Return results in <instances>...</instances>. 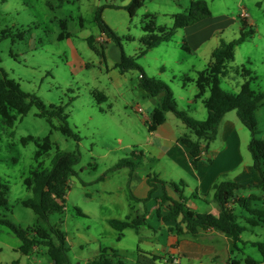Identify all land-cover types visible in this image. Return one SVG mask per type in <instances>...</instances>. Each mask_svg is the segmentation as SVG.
Listing matches in <instances>:
<instances>
[{"label": "rangeland", "instance_id": "obj_1", "mask_svg": "<svg viewBox=\"0 0 264 264\" xmlns=\"http://www.w3.org/2000/svg\"><path fill=\"white\" fill-rule=\"evenodd\" d=\"M214 4L229 10H236L240 6L239 0H215V3H211L215 8ZM80 6L84 16L81 19L83 27L79 22ZM247 14L249 21L257 20L253 26L255 34L236 47L235 58L229 64V76L222 79L221 86L227 90H236L237 85L241 86L246 80L255 78L251 81V87L264 91V3L262 8L248 9ZM94 15L88 2L82 5L80 2H66L59 6L58 0H0L1 66L25 91L38 95L47 104L63 106L70 127L81 137V141L77 142L60 130L52 129L44 117L37 115L38 109L35 106L24 116L12 111L16 116L12 127L0 115V177L9 188L8 206L0 208V217L22 228L37 223L48 228L49 224L60 223L67 233L71 264H87L99 254L100 247L116 249L124 255L126 264H137L138 235L128 230L118 240L119 233L104 219L103 204L108 198L107 192L114 196L125 195L122 187L130 169L109 168L116 162L113 161L115 158H118L117 162L124 158L136 162L134 154L143 148L140 143L145 127L142 119L144 114L147 116L151 113V110L146 111L148 98L143 95H149L139 85L138 70L120 76L115 70L109 73L106 64L100 62L101 55L87 41L88 36L96 35L98 30ZM63 19H67L66 30L61 24ZM130 29V34L138 38L141 31L138 17L133 18ZM63 32L66 36L70 33V36L59 38ZM116 32L122 35L121 31ZM236 34L235 37L228 33L226 41L238 38L240 33ZM103 43L105 41L101 37L96 41L99 52L105 50L111 53V47H116L118 51L120 49L113 41L109 47L101 46ZM140 46L139 40L123 41L128 55H135ZM156 53L157 50L137 58L149 76H160L156 68L152 67V57ZM244 69L251 74H245ZM113 80H118V84ZM176 85H172V90L178 108L188 111L187 103L180 96L185 90ZM95 89L108 95V101L99 102L92 94ZM139 108L144 111H139ZM257 118L258 137L264 140V105L257 110ZM59 123L55 120L56 125ZM28 135L40 138L50 136L54 148L41 158H36L37 143L22 142V138ZM57 147L62 151L78 150L81 160L75 165L77 174L69 179L65 211L51 214L49 221L44 223L33 209L21 202L32 197L24 180L31 170L40 165L51 168ZM245 154L252 158L249 149H245ZM104 175H110L109 180L101 183ZM255 191L264 196V187ZM125 192L127 196L129 190L126 188ZM198 204L200 212H203L206 204ZM255 204V207L264 208V201H256ZM77 208L86 215L78 214ZM236 213L239 222L247 224L246 220L251 214L240 206H237ZM253 228L254 232L247 230L243 233V239L252 238L264 242V225ZM20 245L21 240L12 228L0 223V264H54L46 247H36L31 254L26 255L20 251ZM239 247L242 252H235L238 264L243 263L240 258L244 260L247 256L264 263V257L256 246H244L240 242Z\"/></svg>", "mask_w": 264, "mask_h": 264}, {"label": "trees", "instance_id": "obj_2", "mask_svg": "<svg viewBox=\"0 0 264 264\" xmlns=\"http://www.w3.org/2000/svg\"><path fill=\"white\" fill-rule=\"evenodd\" d=\"M72 0H58L59 6ZM146 0H130V2L121 6L113 3H105L101 5L95 12L94 21L99 30L110 41H113L121 48V60L116 64L122 73L132 70L140 72L139 85L151 96L160 97V105L153 111L152 122L149 124V130H155L159 125L167 119V113L173 112L180 118L189 128L190 133L181 136L182 142L190 148L193 155V166L197 167L204 147L201 140L206 141L205 149L209 148L210 143L216 140L219 132L220 124L224 116L235 110L240 120L246 125L251 132V141L249 150L252 154L254 167L261 173L262 180L254 185H242L232 180H222L214 185V196L221 207L220 215L216 216L208 212H195L189 209L185 204L183 195L182 182L165 181L160 179L156 174L149 177L148 182L151 187L149 194L139 201H147L152 198L153 193L157 189L158 184L166 185L167 183L175 186L178 190L180 200L176 201L167 195V192L161 196V203H169V213L162 216L165 220H176L177 225L172 228V232L177 235L191 234L196 236L202 229H214L223 232L229 237L234 246L242 241V234L247 227L238 221L236 213L237 206L244 208L251 214L248 223L252 226L264 225V208L255 207L256 201L261 200L256 195L248 197H237V191L242 188H263L264 187V140L258 137L259 121L257 118V110L264 105V91H256L251 87V80H246L240 87L239 92L227 90L221 86L222 79L230 72L229 64L235 58L236 47L255 34V29L241 18L242 30L238 38L232 41L222 40L211 55V61L208 66L197 71L195 78L183 75L181 78L184 85L195 82L198 87L196 97H202L206 92L209 96L204 99V105L208 111L205 120L196 119L188 114L187 111L179 109L173 90L168 83L156 76H149L144 68L137 62L138 57L147 54L151 49L162 43L172 39L176 30L196 24L204 19L212 16L209 3L206 0H192L186 11L178 12L173 15L174 24L171 27L158 25L155 16L145 14L141 20L144 35L140 38L141 47L136 55H128L123 50L124 40H134L132 36L119 35L103 18V10L107 7L125 8L131 16H135L137 11L145 4ZM64 30L67 29V21L61 20ZM70 36V33H67ZM65 33H61L59 38H65ZM90 47L98 54L103 55V51L99 52L96 46L94 36L87 38ZM183 47L187 50L190 48L184 43ZM2 59L0 57V115L9 125L15 124L16 116L11 112L15 111L20 116L26 115L33 106L37 107V115L44 117L51 125L52 129L60 130L64 135L81 141L80 135L75 132L68 123V114L61 105L51 103L47 104L38 95L25 91L19 82L9 77L6 70L1 66ZM163 70V68H162ZM244 73L250 75L249 70L244 69ZM92 94L99 102L108 101V96L100 91L93 90ZM58 120L59 125L55 124ZM194 134L197 139H193ZM29 141H35L38 145L36 158L49 153L54 147L50 136L43 138L28 135L22 138L24 144ZM81 160V153L77 151H62L57 147V152L52 161L51 168L39 166L31 170L28 177L25 178L24 184L28 190H31L32 197L22 200V204L34 210L41 222H48L49 217L53 213H63L65 211V201L69 190L70 176L76 175L75 165ZM130 162L123 159L113 165L110 170H116L128 165ZM8 186L2 182L0 177V208L8 206ZM135 198L133 194L130 195ZM80 215H86L81 209L77 208ZM111 219L110 225L116 230L122 232L128 227L138 228L136 221ZM0 223H4L12 228L16 236L21 240L19 247L23 254H31L36 247L44 246L47 253L53 260L54 264H71L69 256V247L67 245V233L61 228L60 223L49 224L45 227L39 223L32 227L22 228L17 226L11 220L0 217ZM264 257V242H254ZM124 255L118 250L110 247H100L99 254L87 264H126ZM137 264H176L173 257L165 258L161 255L154 254L142 249H138ZM231 264H238L235 260ZM246 264H262L254 258L248 257ZM264 264V263H263Z\"/></svg>", "mask_w": 264, "mask_h": 264}, {"label": "crops", "instance_id": "obj_3", "mask_svg": "<svg viewBox=\"0 0 264 264\" xmlns=\"http://www.w3.org/2000/svg\"><path fill=\"white\" fill-rule=\"evenodd\" d=\"M191 1L146 0L135 16H131L125 8L107 7L103 10V18L115 31H121L120 34L122 36L130 35L134 41L139 40L140 42V38L144 35L142 26L141 31L138 33V38L130 34V26L133 23L134 17H138L141 23L142 17L145 14H152L155 16L158 25L171 27L174 24L173 15L188 10ZM206 1L215 3V0ZM70 2H80L81 5L84 2H88L90 3L91 10L95 13L105 3L125 6L130 0H72ZM211 3L209 2L212 13L210 18L176 30L174 39L172 38L170 41L162 43L149 51L154 52L157 50L156 55L152 57V67L156 68V71L160 74V76L156 77L166 81L171 89L179 82L176 86L185 90L180 96L187 103L189 109L187 111V109L182 108V110L187 111L192 117L200 120H204L208 116L204 99L209 96V92L198 98L196 95L199 90L195 82L184 85L181 78L183 75L195 78L197 71L205 69L211 61L213 50L220 45L222 40H226L229 37L228 33L236 37V33H240L242 30V12L244 10L247 12L252 7L262 8L264 0H239L240 6L236 10H229V8H224V6L221 9L222 6L216 4H214V8L211 6ZM221 4L224 5L223 2ZM79 11V22L83 27L81 19L84 16L81 12V6ZM63 20L67 21V19ZM246 20L252 27L257 21L256 19L252 21ZM90 36H94L95 41H98L100 37L104 39L105 43L101 46H108L111 43L99 28L96 35ZM184 43L187 44L190 50L184 49ZM177 48L181 51L179 52ZM124 49L125 47H123ZM111 50V53L103 50L100 62L106 64L109 73L115 70L120 76L129 74L130 71L122 73L116 68V64L121 60V48L118 51L116 47H111ZM124 51L126 52V50ZM137 52H135V55ZM113 82L118 84V80L116 82L113 80ZM237 87L236 90L231 91L239 92L241 86L237 85ZM143 97L148 98L146 111L149 112L151 110V113L147 116L144 114L142 119L145 124V127H143L144 137L140 140L143 148L135 152L136 162L132 161V163L122 167L130 169L127 181L122 187L125 195L114 196L112 193H106L108 198L103 204L105 206V221L109 225L111 219L126 220L130 218L129 221H136L138 224L137 229L128 227L122 232L110 226L119 233L118 240H121L126 231L133 230L139 237L137 252L138 249H142L165 258L173 257L176 264H182L183 261L186 264H231L233 260H238L235 252L241 251L239 247L240 242L237 247L234 246L232 240L223 232L214 229H202L196 236H192L191 234L177 235L172 232L171 229L177 225V221L165 220L162 217L166 216L170 210L169 203H161L160 198L164 192H167V195L172 199L181 201L175 186L169 183L166 185L159 183L152 198L147 201H139L138 199H144L148 196L151 189L148 179L150 176L156 174L160 179L167 182L183 183L181 189H183L185 204L189 209L200 212L198 203H202L206 204L203 212L212 213L216 216L220 215L221 207L214 196V185L217 182L232 180L248 186L257 184L262 180L261 173L254 167L253 158L245 154V149H249L251 141L250 130L240 120L237 112H228L220 124L216 140L210 143L208 149H205L206 141L201 140L204 151L198 166L194 167L193 155L190 148L181 140L182 135L190 133L189 128L173 112H168L166 121L155 130L150 131L149 124L152 122L154 109L160 105V97L151 95L149 97L143 95ZM191 135L193 139H197L194 134ZM116 159L118 158L113 160L116 162L111 167L123 160L121 159L117 162ZM124 159L129 160V158ZM109 177L110 175H104L101 183L107 182ZM126 188L129 190L127 196L125 192ZM257 189L261 188L239 189L237 197L256 195L261 199L259 201L263 202L264 196L258 194L255 191ZM131 193L135 198L130 196ZM107 207L109 214H107ZM246 222L247 224H241L245 225L247 230L254 232L253 227L256 226L250 225L248 218ZM254 242L262 241L252 238L243 239V237L241 241L244 246L249 244L255 246ZM248 257L251 256L245 257L244 260L241 258L239 260H242V264H246Z\"/></svg>", "mask_w": 264, "mask_h": 264}, {"label": "built area", "instance_id": "obj_4", "mask_svg": "<svg viewBox=\"0 0 264 264\" xmlns=\"http://www.w3.org/2000/svg\"><path fill=\"white\" fill-rule=\"evenodd\" d=\"M241 18H244V19H247L248 18V14H247V12L245 10L242 12ZM138 110L141 111V112H143V109L142 108H139Z\"/></svg>", "mask_w": 264, "mask_h": 264}]
</instances>
